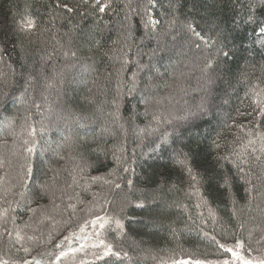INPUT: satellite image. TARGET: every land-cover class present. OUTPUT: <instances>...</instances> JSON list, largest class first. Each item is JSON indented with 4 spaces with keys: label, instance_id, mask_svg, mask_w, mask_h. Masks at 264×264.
<instances>
[{
    "label": "trees",
    "instance_id": "trees-1",
    "mask_svg": "<svg viewBox=\"0 0 264 264\" xmlns=\"http://www.w3.org/2000/svg\"><path fill=\"white\" fill-rule=\"evenodd\" d=\"M129 2L132 8H136L142 7L146 0H124V3ZM193 2L188 0L186 7ZM195 2L196 19L205 31L216 18L222 25H230L233 16L231 0H217L220 7L211 10L205 8L206 0ZM54 5L55 0H0V122H4L6 117L14 120L11 127L0 130V161L3 162L0 176L4 177V183L0 185V205L8 206L2 204L5 198L13 202L20 200L18 193L23 190L20 175L27 172L29 165L33 167V175L25 178L30 198L31 191L44 184L52 185L59 197L58 189L71 183L72 170L78 163L93 165L86 169L85 180L90 177L99 179L89 181L87 190L66 189L67 195L78 194V198L72 201L76 205L75 211L53 212L51 196L32 200L29 206L37 209L35 214L27 211L29 206L17 207L9 214L16 217L15 224L9 219L7 228V221H0V230L7 228L11 231L16 226L23 227L29 223L32 227L25 228L24 232L36 239L23 242V246L30 249L29 253H24L17 250L21 247L19 244L0 235V256L30 259L39 252L52 249L58 239L72 234L74 229L78 231L80 226H89L92 230L88 237L73 234L79 238L76 249L83 246V250L72 252L56 264H194L197 260L216 264L230 259V253L220 249L210 238L212 236L227 246L240 239L244 242L242 255L246 258L264 257V173L261 169H252L254 190L248 193L245 189L251 185L243 182L231 163L221 161L225 170L234 177L229 198L217 187L215 180L208 183L205 179L193 187L190 178L172 163L173 150H182L189 154L194 172H199L201 177L214 175L218 170L215 158L229 151L225 141L231 143L233 139L223 125L232 123L230 118L236 115L237 109L248 108L250 103L245 99V85L239 82L242 73L253 74V78L262 77L264 59L261 55L254 53L249 56L243 50H235L231 60L218 61L215 69L205 74L202 71L204 53L186 48L183 36L172 41L170 36L165 35L166 29L162 25L158 38L166 42L168 48L162 59L158 55L152 63L159 60L161 71L167 68L170 75L154 77L152 83L156 87L144 92L154 98L147 114L145 106L140 105L137 109L139 115L120 128L112 124L107 116L113 110L110 103L104 105L103 115L96 111L105 100L111 101L116 95L120 62L108 60L103 51L95 52L96 71L82 75L79 70L65 69L66 61L59 52L49 60V54L56 47L53 35L65 44L68 40L65 35L67 25H62L59 20L53 22L50 9ZM26 12L38 23L37 30L32 33L17 31L16 23ZM116 12L117 15L106 18L111 21V31L104 49L113 47L111 41L118 38L128 9L121 11L117 7ZM160 12L158 7L154 15L159 18ZM226 37L231 39L228 33ZM129 44L132 46V58H136L139 50L141 62L148 64L151 50L156 48V40L141 42L140 34L134 32ZM228 48L232 49L231 43ZM80 54L93 55L87 48H83ZM131 67L134 69L135 65ZM54 68L56 71L64 70V76L63 79L56 78L54 87L49 89L45 87V77L52 78ZM124 73L131 74L128 69H124ZM29 76L35 79L25 92ZM148 76V72L141 74L140 91L130 103L139 100L141 91L149 83ZM200 78L204 80V88L188 93L195 90ZM21 93H24L23 100H18ZM186 93L188 99L185 97L184 102L187 105L181 110V105L175 100ZM161 98L162 102L156 104L155 100ZM36 103L41 104L43 116L34 107ZM199 103L207 109L205 114L197 110L201 106L196 107ZM48 106L51 111H45ZM174 109H179V112ZM29 114L31 120L28 119ZM153 114L161 118L158 125L153 120ZM77 117L88 125L86 129H77ZM166 120L171 123H165ZM41 121L49 130L43 137L38 131L37 139L40 145L50 142L52 150L43 155L38 150L28 156L22 148L24 137L12 132L21 133L33 123L39 130ZM69 126L73 130V146L56 148V144L62 141L60 130L67 132ZM101 126H107L110 131L100 135ZM151 128H158L159 131L151 132ZM165 131L172 133L175 143L151 154L158 136ZM218 132H222L220 141L223 146L217 150L212 147V140ZM98 145L103 151H93ZM114 155L120 156L122 163L118 165ZM54 177H58L55 182ZM13 185V191L5 196L4 189ZM138 203H143L144 207H136ZM40 209H47L48 214L52 211L51 219L44 221L43 225L39 223ZM97 216L105 219L94 226L91 221ZM99 223H104L105 227L101 229ZM38 226L41 229L33 231ZM101 239L110 244L112 250L120 254L119 257L109 255L97 259V255H103L104 249L94 248L91 244H98Z\"/></svg>",
    "mask_w": 264,
    "mask_h": 264
},
{
    "label": "snow or ice",
    "instance_id": "snow-or-ice-1",
    "mask_svg": "<svg viewBox=\"0 0 264 264\" xmlns=\"http://www.w3.org/2000/svg\"><path fill=\"white\" fill-rule=\"evenodd\" d=\"M188 0H146V3L141 7L132 8L131 3H124V0H55L54 8L50 9L53 22L59 20L61 24L67 25V32L65 35L68 37L67 44L57 39L55 34L53 40H55L56 47L53 48L52 53L49 54L48 59L51 60L53 56L59 52V54L66 61L65 69L79 70L82 75L96 71V61L93 58L95 52L103 51V55L108 60L118 61L121 64V68L117 70V75L120 77L117 81L116 95L111 101L105 100L100 106L97 107L96 111L101 115L104 114V105L111 104L112 111L107 113V116L111 118V122L114 125H118L120 128H124V124L129 120L137 117L139 113L137 109L140 105L145 106V115L148 112V106L153 102L154 98L150 95H145L144 92L148 88L156 87L152 83L154 77H163L170 75L165 68L161 71L159 60L156 63H152L154 57L162 59L166 53L168 45L166 42H162L158 37L162 25L166 29L165 35L170 36L172 41H175L178 37H184V45L190 51L203 52L204 53V66L202 71L208 74L214 70L218 61H228L233 58L235 50H243L248 53L249 56L255 54L261 55L264 59V0H231L233 8V16L230 21V25H222L219 19H213L211 26L205 31L196 19L197 3L194 2L186 7ZM120 7L128 9V12L124 14V20L120 25L121 31L116 40H112L113 45L110 49H104V43L107 39H110L111 21L106 19L109 16L117 15L116 8ZM161 9L159 18L154 15L157 8ZM220 7L217 0H206L205 8L211 10L213 8ZM138 18V19H136ZM88 27H85V25ZM17 31L21 33H32L38 28L37 20L29 13H25L16 23ZM47 31V29H44ZM139 33L141 42L147 40L149 43L155 39L156 48L151 50L149 57V63L144 64L140 60V51H137L136 58L133 59L130 55L132 46L129 41L133 39V33ZM215 33L214 35L212 33ZM226 33L231 36V39L226 37ZM238 41V43H237ZM229 43L232 44V49L228 48ZM79 45V47H77ZM119 45L120 47H115ZM87 48L89 53L93 55L82 56L81 50ZM91 60L92 63H88ZM135 65L133 69L131 66ZM247 65V61H246ZM254 68L255 66L252 65ZM124 69H128L131 73L127 75L124 73ZM43 69L41 74H43ZM148 72L149 83L145 85V89L141 91L139 100L136 103H130L135 99V95L139 90V84L141 82V74ZM262 77L253 78V74L244 72L242 78L239 81L246 87L245 99L250 101L248 108L243 110L237 109L236 115L231 117L232 123H224L223 128L228 129L229 133L233 136L231 143L225 141L228 144L229 151L223 155H218L216 163L218 170L214 175L201 177L199 172H194L193 166L189 154L182 150H173L172 163L174 167L179 168L182 173L186 174L193 182V187L200 184L205 179L208 183L215 180L217 187L222 189L226 195L231 193L233 187L234 177L233 175L225 170V164L231 163L232 167L236 170L237 175L247 185H251L245 189L246 192L251 193L254 190L252 185V176L254 175L252 169L259 167L261 172L264 173V64H261ZM53 77H45V87H54V80L56 78L63 79L64 70L56 71L53 69ZM35 77L29 76L26 81L25 92H27L28 86L32 83ZM85 82L86 81H82ZM211 83V80H209ZM24 93H21L18 100H23ZM47 99V97H44ZM162 99L155 100L156 104L162 102ZM243 103V101H242ZM34 107L37 112L43 116L41 112V104L36 103ZM45 111H51L50 106L45 108ZM126 112V114H125ZM201 114H205L207 109L201 105ZM251 117V119H249ZM28 119L31 120V114ZM87 117L84 118L86 120ZM186 119V118H184ZM153 120L158 125L161 122V118L153 114ZM170 124L171 121H164ZM14 123L13 118H5L4 122H0V130L4 127H11ZM77 129H86L88 125L77 117L75 120ZM39 130L35 124H30L27 129H22L21 133L12 132L13 135L23 136L22 148L23 152L31 156L38 150L41 155L45 152L52 150L50 142H45V145H40L37 139V132L39 131L40 136L49 130L43 122H40ZM235 129L233 133L232 130ZM26 131V136L24 132ZM110 129L107 126H101L99 129L100 135L108 133ZM159 131L158 128H151V132ZM73 130L69 126L67 132L60 130L62 141L56 144V148L63 146L72 147L74 144ZM222 132L216 134V138L212 140V147L214 149H220L223 145L220 141ZM80 139H85L81 137ZM175 143L172 139V133L165 131L158 136L155 146L151 148V154H156L163 151L166 147H171ZM93 151L101 152L103 149L97 146V149ZM106 154V153H105ZM114 160L119 165L122 163L120 156L114 155ZM76 159V157H73ZM0 161V165H2ZM92 164H76L72 170L71 183H66L64 188H59L60 196H57L56 190L53 189L52 185L44 184L38 185L30 193L28 190V183L25 177L33 175V167L28 166L27 172H22L20 180L22 182L23 190L18 193L19 201H8L6 198L3 199L2 204H7V207L0 205V221H7L9 218L15 224L16 217L9 216L10 213L15 212L17 207L29 206L33 199H43L51 196V206L53 212H63L69 209L75 211L76 205L72 203L73 199L78 198V194L67 195L66 189L82 188L87 190V184L95 182L98 177H90L85 180V171L87 168H91ZM128 171L127 168L124 169ZM54 182L58 177H54ZM259 179V177H257ZM83 181V183H81ZM106 183L108 181H105ZM4 177L0 176V185H3ZM131 181L129 185L131 186ZM119 187V185H117ZM15 185L12 188L4 189L5 196L7 193L13 191ZM199 189L197 188V192ZM60 203H56L57 200ZM15 203V207H13ZM233 203L235 201L233 200ZM136 207L143 208V203H138ZM199 207V205H197ZM27 211L35 214L37 209H33L30 206L27 207ZM235 214V213H234ZM41 219L39 223H43L44 220L51 219L47 209H40ZM211 215V212H210ZM104 217L97 216L91 221L92 225H96L98 222L104 220ZM32 227L31 224L25 223L23 227L16 226L13 230L4 228L0 230V235L7 236L13 240L14 244H19L21 247L18 251L29 253L30 249L23 246V242L34 241L36 239L33 235H28L24 232L25 228ZM99 227L103 229L104 223H99ZM243 229L244 225H240ZM35 231V229H33ZM80 231H84V227L80 228ZM72 234L65 236L64 239L55 245L57 249L61 248V245L65 240H70ZM207 237L208 233H204ZM218 247L225 253H230V259H224L223 261L216 262V264H264V257H252L246 258L241 254V250L244 248V242L240 239H236L232 246L216 241L214 236L210 237ZM94 248H103V255H97V259H103L106 256L112 255L119 257L118 252L112 250L110 244H106L102 239L99 240L98 244H93ZM83 246L79 249L69 248L68 251H59L55 256L54 261H48L43 258L32 257L31 259H10L0 256V264H56L61 261L62 258L68 256L69 252L82 251ZM48 255H51L49 253ZM43 256V254H41ZM179 264H186V262H179ZM194 264H213V262H205L197 260Z\"/></svg>",
    "mask_w": 264,
    "mask_h": 264
},
{
    "label": "rangeland",
    "instance_id": "rangeland-1",
    "mask_svg": "<svg viewBox=\"0 0 264 264\" xmlns=\"http://www.w3.org/2000/svg\"><path fill=\"white\" fill-rule=\"evenodd\" d=\"M204 86H205V83H204V80L203 79H199L198 80V83H196V88H195V90H188V91H186V92H188V93H194L196 90H198V92L200 91V90H202L203 88H204ZM188 93H186V94H184V96L183 97H180V99H176L175 100V103H177L178 105L180 104L181 105V110H183L185 107H186V105L187 104H185V102L184 101H186V100H184V98L186 97V99H188ZM183 100V101H182ZM202 103V102H201ZM201 103H199L196 107H198V106H200L201 105ZM177 105V106H178ZM174 110H179V109H174ZM192 110V109H191ZM191 110H188V111H191ZM197 110H200V107L197 109ZM179 112V111H178ZM194 112V111H193ZM196 115V114H195ZM15 157H17L16 155H15ZM53 184V183H52ZM55 184V183H54ZM49 215L52 217V211H50L49 212ZM10 219V218H9ZM9 219L7 220V222L5 223L6 224V227L8 228V226H9V224H8V222H9ZM49 220V219H48ZM44 221H47V220H44ZM44 221H43V223H44ZM43 223H40V225H43ZM50 225H52V222L50 223ZM5 226V225H4ZM41 227V226H40ZM82 226H80V227H78V228H81ZM89 226H87L86 228H84V231L83 232H81L80 231V229L78 230V231H76V229H74V231H76V232H71L72 233V235H71V237H70V240H65L64 241V243L61 245V248L60 249H57L55 246L52 248V249H50L49 251H46V252H39V253H37V254H35V255H33L32 257H37V258H43V259H46V260H48V261H54L55 260V256L58 254V252L59 251H68V249L71 247V248H76L77 247V245H76V247H75V244L77 243V242H79V238H77V237H75V236H73V234H76V236H79V237H88L89 236V234H90V232H91V227H89ZM77 228V229H78ZM3 229V228H2ZM41 229V228H40ZM39 229V226L35 229V230H40ZM70 234H68V235H66V236H69ZM65 237V236H64ZM64 237L63 238H60V239H58L57 241H56V244L57 243H60L63 239H64ZM93 244H94V242H92ZM93 244H91V246L93 245ZM241 252H242V250H241ZM49 253H51V255H48ZM72 252H69V254H71ZM41 254H43V256H41ZM69 254H68V256H69ZM68 256H66V257H64V258H67ZM31 257V258H32ZM30 258V259H31ZM54 258V259H53Z\"/></svg>",
    "mask_w": 264,
    "mask_h": 264
}]
</instances>
